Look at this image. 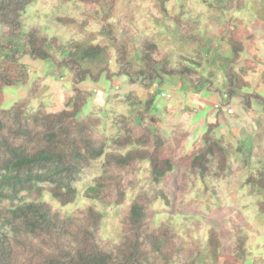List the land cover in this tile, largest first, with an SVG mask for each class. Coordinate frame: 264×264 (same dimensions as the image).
Here are the masks:
<instances>
[{
  "label": "trees",
  "instance_id": "16d2710c",
  "mask_svg": "<svg viewBox=\"0 0 264 264\" xmlns=\"http://www.w3.org/2000/svg\"><path fill=\"white\" fill-rule=\"evenodd\" d=\"M36 1L0 0V264H197L205 252L213 264H219L223 245L217 230H208L203 241L200 233L204 226L195 217L184 216L189 236L185 240L172 225V216L156 220L153 205L159 199L168 208L172 205L162 183L173 172V162L162 153L168 140L152 110L164 94L167 78H178L182 92L219 96L216 118L201 136L202 147L186 160L191 184L201 181L204 195H212L208 178L230 170L226 148L215 136L220 120L228 126L225 115L235 99L246 112L258 106L264 113V96L249 92L245 73L236 72L246 48L237 38L232 14L245 10L248 0H200L221 12L226 33L222 41L229 45L231 56L220 54L217 44L206 42L199 34L201 18L192 15L188 2L177 0L175 13L168 10L169 0H155L168 22L167 33L197 44L207 52L206 58L200 53L187 57L163 49L149 36L138 34L132 52L139 68L122 39L129 22L137 17L138 5L114 21L120 0H56L69 3L71 10L56 8L48 25L72 29L87 42L103 39L115 52V72L108 67L94 71L87 65L100 61L102 46L79 44L73 34L71 40L64 41L41 26L25 29L22 17ZM91 22L98 24L99 30L89 31ZM27 58L48 62L52 69L30 80L22 64ZM214 62L223 71V89L215 86L213 73L208 72ZM65 75L69 76L71 94L64 97L63 109L51 113L32 109L46 80H60ZM116 78L152 92L144 104L125 98L135 111L128 117L116 116L119 132L109 138L100 131L102 119L84 112L94 97L84 85L99 88L95 94L101 92L108 100ZM9 87H24L27 93L6 109L4 91ZM237 150H243L239 142ZM98 161L101 172L84 197L105 207L120 208L121 238L117 242L102 237L104 215L93 206L67 214L54 207L56 203H75L79 196L76 184ZM141 172L146 174L144 180ZM246 184L264 190V168L249 176ZM135 189V197L124 208L128 191ZM256 207L264 215V201H256ZM228 223L235 239V263H244L250 236L236 214L228 217Z\"/></svg>",
  "mask_w": 264,
  "mask_h": 264
},
{
  "label": "rangeland",
  "instance_id": "374dc122",
  "mask_svg": "<svg viewBox=\"0 0 264 264\" xmlns=\"http://www.w3.org/2000/svg\"><path fill=\"white\" fill-rule=\"evenodd\" d=\"M185 1L188 2L192 15L200 16L201 18L199 34L206 42L217 44L220 54L231 56L229 45L222 41L226 33L223 28L221 12L209 9L200 0ZM44 2H48V5H44ZM135 5L139 6L136 13L137 17L129 22L127 32H123L122 39L129 49L130 59L137 68L140 67V64L134 57L132 46L138 34L149 36L163 49H170L187 57H195L200 53L204 56V59L206 58L207 52L199 49L197 44L179 41L173 34L167 33L165 26L168 22L155 0H120L113 20L116 21L123 13H129L130 8ZM167 7L170 12L176 13L178 11L177 0H169ZM56 8L59 11H70L71 5L69 3H60L56 0L36 1L29 6L26 14L22 17L24 28L41 26L48 34L57 35L64 41L71 40L73 34L74 39L79 44L102 46L104 51L100 61L88 63L87 65L94 71H98L103 67H108L113 72L117 71L115 52L103 39L98 38L93 42H87L72 29H64L55 23L48 25V20L55 15ZM232 15L234 17L233 23L238 28L237 38L242 40L246 47L239 65L236 66V72L239 73L243 68H251L246 80L250 83L248 91H254L253 87L256 81L264 76V64L256 62L259 59L251 52L252 49L259 55V58L264 59V0H248L245 10ZM87 29L89 31H97L99 30V25L91 22ZM249 35L254 37L253 41L245 40ZM244 61H246V64ZM22 64L27 69L30 80L37 76H45L52 69L48 62H33L28 58ZM210 68L213 73L215 86L223 89L226 80L222 69L215 62ZM253 78H255L254 81ZM180 84L178 78H167L164 86L167 92L164 93L162 98L157 100L152 110V116L159 121L158 125L164 129V136L168 140V145L162 153L170 157L173 162V172L168 174L162 183V187L166 190L172 205L168 208L164 200L159 199L153 205L156 211V220H163L168 215L172 216V225L185 240H188L189 236L182 221L184 216H193L204 226L203 231L200 233L203 241L207 239L208 230H217L223 245L219 255V264H224L225 260L229 263H235L233 252L235 239L229 227L228 217L236 214L237 221L250 236L246 246L247 257L253 258L255 255L261 254L264 258V215L259 214L256 207V201H264V190L254 189L253 186L246 184V179L249 176L255 174L257 169L264 168V119L259 118L253 124V128L249 123L245 122L246 125L243 123L244 126L242 128L234 129V120H237L239 116L241 117L240 113L243 110L238 105L237 99L233 101L235 113L228 117L229 128L237 135L236 140L239 141L243 150L238 153L237 142L231 138L225 126H222L224 129L220 128V130L216 131V138L226 148L230 170L223 176L213 175L208 178V186L212 195L205 196V186L201 181H197L194 185L191 184L187 173L186 160L197 153L203 145L201 136L205 131L204 124L206 121L201 120H205L208 117L209 111L204 109L198 112V115L192 113L194 107H200L197 104L191 107L189 97L180 91ZM84 86L94 95L84 112L102 119L103 125L100 131L109 138L114 137L119 132L115 122L116 116L128 117L135 111L125 98L129 96L133 101L144 104L152 92V90L130 87L126 82L124 83L119 78H116L113 83L114 89L110 92L109 99L100 102L97 101L98 96L95 94V90L98 92L100 89L94 87L91 83H86ZM26 93L27 88L24 87L6 88L3 108L11 107L18 99L23 98ZM258 93L264 96V86L258 90ZM70 94L68 75H65L60 80L48 78L38 93L37 99L33 101L31 108L41 110L44 113L60 111L64 107V97ZM203 95L207 100V105L213 108L216 103V108L220 100L219 96L206 93ZM169 96H171L170 100L177 98L176 100L180 104L177 105L176 103L168 108L169 102L165 97ZM210 112L213 113L214 110ZM213 119L209 118L207 121H213ZM244 121H246V118H244ZM256 128L260 130L258 132L254 131L253 129L256 130ZM143 166H147V163L143 164ZM100 172L101 162L98 161L85 171L84 180L76 184L79 188V196L75 203L66 206L56 203L54 207L67 214L78 208H84L88 205L93 206L104 215L101 229L102 237L117 242L121 238L119 219L122 212H120V208L117 206L105 207L84 197V191L92 184L93 178L98 176ZM139 176L144 180L146 174L141 172ZM137 190L128 191L127 200L123 204L124 208L133 200ZM48 198L49 195L45 194V199ZM192 236L196 238L198 235L193 234ZM197 264H213V260L209 253L205 252Z\"/></svg>",
  "mask_w": 264,
  "mask_h": 264
},
{
  "label": "crops",
  "instance_id": "0c3cea01",
  "mask_svg": "<svg viewBox=\"0 0 264 264\" xmlns=\"http://www.w3.org/2000/svg\"><path fill=\"white\" fill-rule=\"evenodd\" d=\"M251 38H253V39L252 40H247V37H246L245 40L246 41H253L254 40V37L252 36ZM251 52H252V54L255 57H257L259 59V61L257 60L256 62H260L261 64H264V59L259 58V55L255 51H252V49H251ZM241 57H242V55H241ZM241 57H240V60L238 61V64L237 65H239V63L241 61ZM244 62L246 64V61H244ZM208 71H211V68ZM250 71H251V68L250 67L243 68L242 70H240V72L245 73V81H247L246 78L248 76V72H250ZM254 80H255V78H253V81ZM247 82H248V84L250 86L249 81H247ZM256 83H257V85H256ZM256 83H255V85L253 87L254 88L253 89L254 91H249V92H257L258 93V90L261 87L264 86V76H263V78L260 77V79L258 81H256ZM249 86H248V89L250 88ZM180 91H181V84H180ZM166 92L167 91H165V89H164V93H166ZM182 93L189 97V101L191 102L190 103L191 107H192V105H195V104H197V106L200 107V108L194 107V109L192 110V113H195V114L198 115V112L203 111L204 109H207L209 111V114H208V117H207L208 119L206 118L205 120H201V121H204V122L206 121L205 124H204L205 128H206V125L208 123L212 122V120L209 121V122L207 121V120H209V118H212V119L214 118L213 121L215 120L216 113H217V111L215 109V104L216 103L214 104L213 108H211L209 105H207V103H206L207 100H206V98L203 95L204 93L196 94V93L192 92L191 90H187V91H184ZM97 96H98L97 101H100V102L106 101V97H104V94L102 95L101 92L98 93ZM165 98L169 102L168 108H170L171 105L174 106V104H176V103H177V105L180 104L176 100L177 98H173L172 100H170L171 99V96L165 97ZM237 103H238L239 106H241L240 101L238 99H237ZM233 106H234V102H232V105L230 107L232 109V111H233V114H234L235 111H234V107ZM212 110H214L213 113L210 112ZM242 110H243V108H242ZM240 115H241V117L239 116L237 120L236 119L234 120V127H235L234 129L242 128V126H244V124L246 125V123H249V125L252 126V128H253V124L256 123V121H258L259 118L260 119H264V113H263L262 109L260 107H258V106H253L252 109H251V111H248V112H246L245 110H243L240 113ZM228 117H230V116L228 114H226L225 115V118H226V122H227L228 126L226 125V123H224L222 120H220V127L218 129L219 130H220V128L224 129L222 126H225L227 128L228 134L231 136V138L234 139V140H236V136L237 135L234 134V132L230 130L231 128H229V118ZM244 118H246V121H244ZM263 128H264V126H263ZM222 129H221V131H222ZM253 130L258 132V130H260V129L259 128H256V130L255 129H253ZM236 142L238 143L239 141L236 140ZM224 264H264V258H263V255L258 254V255H255L253 258L252 257H247V260L244 263H233V262H230L229 263L227 260H225L224 261Z\"/></svg>",
  "mask_w": 264,
  "mask_h": 264
},
{
  "label": "built area",
  "instance_id": "2783aa9c",
  "mask_svg": "<svg viewBox=\"0 0 264 264\" xmlns=\"http://www.w3.org/2000/svg\"><path fill=\"white\" fill-rule=\"evenodd\" d=\"M163 95H164V94H163ZM227 113H228V115H232V114H233L232 109H231V108H228V109H227Z\"/></svg>",
  "mask_w": 264,
  "mask_h": 264
}]
</instances>
